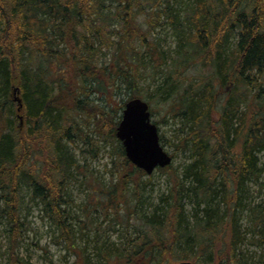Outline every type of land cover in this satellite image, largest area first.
I'll use <instances>...</instances> for the list:
<instances>
[{
  "label": "trees",
  "instance_id": "obj_1",
  "mask_svg": "<svg viewBox=\"0 0 264 264\" xmlns=\"http://www.w3.org/2000/svg\"><path fill=\"white\" fill-rule=\"evenodd\" d=\"M188 1L0 0V219L9 264H31L18 254L28 231L26 194L39 201L60 238L76 249L69 210L75 174L101 195L92 208L113 215L110 224H130L120 248H100L101 264H264V206L247 208L242 197L247 183L259 177L258 154L264 152V0ZM180 4L192 12L184 23ZM143 14L150 17L148 32L137 20ZM164 25L179 38L176 59L166 69L159 39L149 40ZM199 64L210 66L212 74L183 86V72ZM149 68L165 78L156 93L159 101L184 88L181 108L173 105L171 113L185 126L177 149L192 160L182 174L172 164L158 168L169 174L171 188L167 203L152 213L141 207L147 174L127 159L116 135L126 103L114 98L123 89L131 92L130 100L141 98ZM215 78L221 87L234 85L218 115ZM93 93L107 94L110 105L97 103ZM251 97L258 111L241 113ZM160 137L164 146L166 138ZM108 143L113 160L105 183L91 178L88 161L99 158ZM218 192L223 212L214 205ZM187 194L196 204L189 223ZM244 210L246 230L261 249L257 262L241 247Z\"/></svg>",
  "mask_w": 264,
  "mask_h": 264
},
{
  "label": "rangeland",
  "instance_id": "obj_2",
  "mask_svg": "<svg viewBox=\"0 0 264 264\" xmlns=\"http://www.w3.org/2000/svg\"><path fill=\"white\" fill-rule=\"evenodd\" d=\"M188 1V0H187ZM190 1H188L189 3ZM185 5H176L177 9L182 10L179 14L180 20L186 22L188 17H191V11H185ZM150 17L146 14L138 16L137 20L141 24V28L148 32L147 21ZM158 38L160 41V52L163 53V66L171 68L173 61L176 59V50L178 47L179 38L176 36L171 26L157 27L156 32L149 35V40ZM236 36L231 39V42H236ZM103 60L106 57L102 58ZM213 72L210 66L203 67L199 64L196 67L189 69V71L183 72V86H188L194 82L200 81L199 77H209ZM164 76L154 74L152 69L146 70V77L143 80L141 87L145 88L143 100L150 103L152 120L158 122L160 134L164 135L167 143L164 142V147L171 155L174 154L176 157L173 159V167L177 169V173H184V169L188 166L192 160L189 158L188 152H182L177 149L179 139L184 137L183 120L179 117L173 118L171 113V107L175 105L177 108H181L179 104L178 95L184 88L181 87L180 91L176 93V97H171L170 100L166 99L159 101V97L156 95L160 87L164 82ZM214 88L216 89V100L214 103V114L218 115L221 111L223 102L226 99V92H233L234 85H230V82L225 84L223 87L217 78L214 80ZM229 89V90H228ZM247 86L242 85L240 92H244ZM114 91V90H113ZM130 93L128 90L123 89L117 92L115 100L120 103H127L130 100ZM166 95V94H165ZM91 98L100 104L110 105L107 94L93 93ZM151 99L153 101L151 102ZM16 102V101H15ZM160 102V103H159ZM17 103V102H16ZM256 102L251 97L247 104H243L241 107V113H244L251 109V112H257ZM250 108V109H249ZM248 109V110H247ZM239 125V121H236ZM188 130V128H186ZM185 129L186 133L187 130ZM184 131V132H185ZM108 143L102 147L99 158L96 160H89L90 171L92 174L91 178H98L101 182L108 183L111 180L109 170H111V161L113 157L111 150L113 145ZM76 150V148L74 149ZM78 158L84 161L80 154V149L77 151ZM258 179H254L247 183L242 197L245 202V206L248 208L251 205L264 206V152L258 154ZM169 174L162 173L155 170L154 173L146 175L143 180L146 182L145 188H143V204L141 207L147 212L152 213L158 206H164L167 203V196L171 188V182L169 180ZM150 179V182L148 179ZM95 185V184H94ZM189 185V184H188ZM72 202L69 206V210L72 214L71 223L75 231V242L76 249H72L67 242L60 238V233L54 223L44 216L42 207L38 203L39 201L30 200L29 194L25 195L23 216L27 220V236L26 240L22 242L19 248V256L23 261L31 264H101L102 258L99 257L100 248L118 249L121 247V235L125 232L126 227L130 226L127 222L121 224H110V220L113 215L106 217L103 208H92L93 205L99 201L101 195L95 194L92 191V187L86 182L82 174H75V179L69 187ZM222 193L218 192L215 196V208L221 209L223 207L218 206L221 203ZM195 200L189 194L186 195L185 204L187 210V221H192V216L195 213ZM86 211V213H85ZM129 212L128 208H124L121 213L126 215ZM194 212V213H193ZM89 214V216L87 215ZM248 210H244L241 214V220L239 222L240 230L245 234L246 240L241 245L242 250L245 254L253 261L257 262L261 255V249L258 245L253 244L252 234L247 232L246 229L250 227V221L248 217ZM89 218V219H88ZM90 219H94L93 221ZM98 221L95 223L94 221ZM104 221L100 229L99 234H95L97 226ZM134 223V220H131ZM112 223V222H111ZM126 225V226H124ZM5 226L0 219V264H9V256L7 253L8 240L4 230ZM131 228V227H130ZM220 248V247H219ZM78 254L81 257L78 258ZM177 264V263H174ZM259 264V263H257Z\"/></svg>",
  "mask_w": 264,
  "mask_h": 264
},
{
  "label": "water",
  "instance_id": "obj_3",
  "mask_svg": "<svg viewBox=\"0 0 264 264\" xmlns=\"http://www.w3.org/2000/svg\"><path fill=\"white\" fill-rule=\"evenodd\" d=\"M14 95L20 111L23 104L18 87H14ZM23 122L21 117V124ZM116 135L127 159L148 175L173 163L172 155L161 143L159 127L152 120L150 105L142 98H133L125 104ZM178 264L196 263L186 260Z\"/></svg>",
  "mask_w": 264,
  "mask_h": 264
}]
</instances>
